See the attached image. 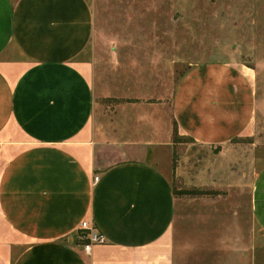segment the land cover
<instances>
[{
	"label": "crops",
	"instance_id": "crops-1",
	"mask_svg": "<svg viewBox=\"0 0 264 264\" xmlns=\"http://www.w3.org/2000/svg\"><path fill=\"white\" fill-rule=\"evenodd\" d=\"M99 1L0 0V264H174V125L223 150L253 130L248 72L227 62L189 66L168 95L95 108ZM252 157L250 213L264 235V163L256 172ZM81 221L104 239L88 255Z\"/></svg>",
	"mask_w": 264,
	"mask_h": 264
},
{
	"label": "rangeland",
	"instance_id": "rangeland-1",
	"mask_svg": "<svg viewBox=\"0 0 264 264\" xmlns=\"http://www.w3.org/2000/svg\"><path fill=\"white\" fill-rule=\"evenodd\" d=\"M93 41V103L168 95L191 65L242 67L256 97L250 135L226 149L179 135L169 175L174 264H264L250 213L253 154L264 163V0H100ZM155 73L163 83H142ZM261 159V160H260ZM262 161V163H261Z\"/></svg>",
	"mask_w": 264,
	"mask_h": 264
},
{
	"label": "built area",
	"instance_id": "built-area-1",
	"mask_svg": "<svg viewBox=\"0 0 264 264\" xmlns=\"http://www.w3.org/2000/svg\"><path fill=\"white\" fill-rule=\"evenodd\" d=\"M97 180V177H93V182ZM75 239L79 242V245L85 255L89 254L90 248L94 245L103 243V237L98 234L95 228L87 221H81L78 224V228L75 232Z\"/></svg>",
	"mask_w": 264,
	"mask_h": 264
},
{
	"label": "trees",
	"instance_id": "trees-1",
	"mask_svg": "<svg viewBox=\"0 0 264 264\" xmlns=\"http://www.w3.org/2000/svg\"><path fill=\"white\" fill-rule=\"evenodd\" d=\"M188 138V137H187ZM172 139H173V143H178V142H180L179 141V139H180V137H179V134H178V131H177V128H176V126L174 125V127H173V136H172ZM188 139H190V138H188ZM191 140V139H190ZM192 141V140H191Z\"/></svg>",
	"mask_w": 264,
	"mask_h": 264
}]
</instances>
